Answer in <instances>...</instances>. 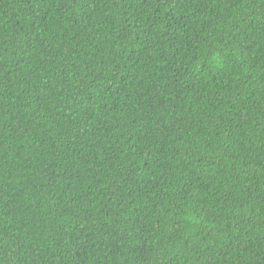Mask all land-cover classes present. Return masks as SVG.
<instances>
[{
    "label": "trees",
    "instance_id": "16d2710c",
    "mask_svg": "<svg viewBox=\"0 0 264 264\" xmlns=\"http://www.w3.org/2000/svg\"><path fill=\"white\" fill-rule=\"evenodd\" d=\"M0 264H264V0H0Z\"/></svg>",
    "mask_w": 264,
    "mask_h": 264
}]
</instances>
